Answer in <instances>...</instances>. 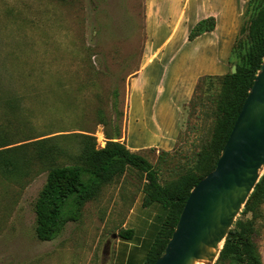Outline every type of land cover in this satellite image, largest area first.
<instances>
[{
	"label": "rangeland",
	"instance_id": "1",
	"mask_svg": "<svg viewBox=\"0 0 264 264\" xmlns=\"http://www.w3.org/2000/svg\"><path fill=\"white\" fill-rule=\"evenodd\" d=\"M244 11L245 5L234 22L232 45ZM146 40L144 0H0V144L84 132L102 147L104 132L111 134L118 124L120 141L140 145L136 135L127 134L151 128L152 120L132 118L130 112L131 77L143 63ZM182 59L180 54L169 62L167 86L176 90L179 76L188 75L197 60L193 56L187 66ZM231 69L227 62L224 73L201 75L199 88L200 77L185 100L170 102L169 122L177 134L168 149L137 151L155 166L162 185L194 169L201 154H213L221 76ZM144 103L142 95L139 104ZM77 143L73 137L62 141L71 150ZM20 151L13 154L18 159L33 155L30 146ZM47 170L32 162L25 174H0V264H111L117 232L143 190L144 174L127 167L84 204L78 221L68 222L53 240L41 241L35 234L34 203ZM244 206L236 219L254 226L264 264V198L253 210L244 212ZM213 264L229 262L219 252Z\"/></svg>",
	"mask_w": 264,
	"mask_h": 264
},
{
	"label": "trees",
	"instance_id": "2",
	"mask_svg": "<svg viewBox=\"0 0 264 264\" xmlns=\"http://www.w3.org/2000/svg\"><path fill=\"white\" fill-rule=\"evenodd\" d=\"M215 23L213 16L198 20L190 28L187 39L193 40L204 32L212 31ZM263 59L264 0H248L228 60L235 66V72L230 70L221 76L222 94L217 103L213 154H201L196 167L187 170L172 185H162L155 166L144 155L132 151L119 140L121 129L118 124L111 134L104 132L106 140L102 147H95V137L84 132L45 133L25 138L23 141L26 142L10 147L6 146L13 142L1 143V175L13 178L25 174L32 162L48 169L34 203L36 237L41 241L56 238L68 222L80 219L84 204L94 199L103 185L122 175L127 167H132L144 174L142 204L149 206L159 203L166 211L143 262L153 264L162 254L191 188L215 167ZM201 79H198L195 88H199ZM191 99L193 101L195 96ZM101 123H105L103 117ZM72 137L78 142L75 150L62 144L63 139ZM27 146L33 148L30 157L18 159L13 155L22 152L20 150ZM263 198L264 171L246 200L244 212L253 210ZM254 231L251 223L236 219L227 232L220 257L228 259L229 264H262L253 240ZM132 235V229H120L117 232V236L124 239Z\"/></svg>",
	"mask_w": 264,
	"mask_h": 264
},
{
	"label": "crops",
	"instance_id": "3",
	"mask_svg": "<svg viewBox=\"0 0 264 264\" xmlns=\"http://www.w3.org/2000/svg\"><path fill=\"white\" fill-rule=\"evenodd\" d=\"M247 1L144 0L147 40L143 63L131 77L134 104L130 112L132 118L152 121L148 122L151 128H138L136 134H127V137L136 135L140 142V145L126 143L129 149L139 151L151 146L168 149L171 146L177 128L173 122H169L170 102L179 103L185 100L201 75L225 72L235 32L234 22L239 9L246 6ZM209 16L215 18L214 29L188 40L190 28L198 20ZM180 54L187 66L193 56L197 60L194 65H190L188 75L179 76L181 87L176 90L175 87L167 86L168 69L169 62L175 61ZM142 95L145 97L143 107L139 104ZM164 95H167L166 101H162ZM142 200L141 191L135 197L121 225V229H132L133 235L129 239L117 236L111 264L144 262L145 254L163 222L166 211L159 203L144 206Z\"/></svg>",
	"mask_w": 264,
	"mask_h": 264
},
{
	"label": "water",
	"instance_id": "4",
	"mask_svg": "<svg viewBox=\"0 0 264 264\" xmlns=\"http://www.w3.org/2000/svg\"><path fill=\"white\" fill-rule=\"evenodd\" d=\"M235 72V66H232ZM264 171V59L215 167L190 190L153 264H213L228 230Z\"/></svg>",
	"mask_w": 264,
	"mask_h": 264
},
{
	"label": "bare ground",
	"instance_id": "5",
	"mask_svg": "<svg viewBox=\"0 0 264 264\" xmlns=\"http://www.w3.org/2000/svg\"><path fill=\"white\" fill-rule=\"evenodd\" d=\"M195 264H205L203 261H196Z\"/></svg>",
	"mask_w": 264,
	"mask_h": 264
}]
</instances>
